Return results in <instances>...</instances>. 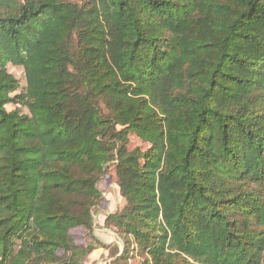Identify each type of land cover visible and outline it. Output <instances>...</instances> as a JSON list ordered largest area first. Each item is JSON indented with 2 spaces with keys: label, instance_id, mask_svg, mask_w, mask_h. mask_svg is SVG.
I'll return each mask as SVG.
<instances>
[{
  "label": "trees",
  "instance_id": "obj_1",
  "mask_svg": "<svg viewBox=\"0 0 264 264\" xmlns=\"http://www.w3.org/2000/svg\"><path fill=\"white\" fill-rule=\"evenodd\" d=\"M97 226L104 264H264V0H0V264Z\"/></svg>",
  "mask_w": 264,
  "mask_h": 264
},
{
  "label": "rangeland",
  "instance_id": "obj_2",
  "mask_svg": "<svg viewBox=\"0 0 264 264\" xmlns=\"http://www.w3.org/2000/svg\"><path fill=\"white\" fill-rule=\"evenodd\" d=\"M9 72L16 78V80H18V83H19V86L20 88L22 86H24V78H23V72L21 69H18V68H9ZM139 143L137 141H134L132 143V146H136L138 145ZM101 191L103 193H105L104 195V199L102 200V207L104 208L102 211V214H105V213H108L110 210H113L114 208V205L117 203V199L118 197H115V194H114V190H113V187H114V175H113V170L112 169H109L107 175L105 176V178L103 179L102 181V184H101ZM108 200H107V199ZM117 198V199H116ZM99 211V210H98ZM98 211H97V215L98 214ZM100 212V211H99ZM102 214H100L102 216ZM102 217H100V220H98V222L102 225ZM95 222V221H94ZM100 225V226H101ZM99 227V226H97ZM100 228V227H99ZM96 229L95 233H96V236H98V234H103L101 233L102 231L100 229ZM73 235L76 237V240L79 242V243H84V244H89L91 243V239L86 236V234H84V232L81 230V229H76V230H73ZM106 235V234H105ZM104 234L102 235V238L105 240V241H108V239L110 240V238L108 236H112V235H106L105 236ZM113 237V236H112ZM114 238V237H113ZM114 240V239H113ZM109 246V249L108 250H105V253L106 255H101L102 257L101 260H104L107 256V254L109 255L110 252H115L116 248H117V245L115 244V241H113L111 244H107Z\"/></svg>",
  "mask_w": 264,
  "mask_h": 264
},
{
  "label": "crops",
  "instance_id": "obj_3",
  "mask_svg": "<svg viewBox=\"0 0 264 264\" xmlns=\"http://www.w3.org/2000/svg\"><path fill=\"white\" fill-rule=\"evenodd\" d=\"M113 190H114V194H115V197H118L117 196V193H116V190H115V183H114V187H113ZM104 197V196H103ZM104 199V198H103ZM102 199V200H103ZM107 199V198H106ZM117 199V198H116ZM108 200V199H107ZM118 201H117V203L114 205V208H113V210H115L116 208H117V206H120L121 204H122V200L121 199H117ZM101 205H102V202H101ZM104 208L101 206V210H103ZM113 210H110L109 212H112ZM108 212V213H109ZM102 232L101 233H103L104 235L106 234V235H111L107 230H105V229H100ZM96 232V231H95ZM95 234V236H96V233H94ZM103 234H98V236H96L97 237V239H99L102 243H104V244H111L113 241H115V240H113L114 238L111 236H108L109 238H110V240L108 239V241H105L103 238H102V235ZM105 235V236H106ZM101 255H106V253H105V250H103V251H101V250H99V251H96L92 256H90L88 259H86L85 260V262H84V264H104V262H102V260H101V258L100 257H102Z\"/></svg>",
  "mask_w": 264,
  "mask_h": 264
}]
</instances>
